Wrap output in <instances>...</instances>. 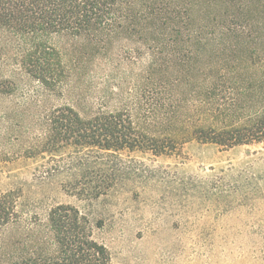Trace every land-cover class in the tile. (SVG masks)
Masks as SVG:
<instances>
[{"label": "trees", "instance_id": "1", "mask_svg": "<svg viewBox=\"0 0 264 264\" xmlns=\"http://www.w3.org/2000/svg\"><path fill=\"white\" fill-rule=\"evenodd\" d=\"M204 7L220 11L200 19ZM121 34L142 44L147 60L136 75L132 109L78 111L66 97L80 61L54 46L53 37L68 35L81 48H95ZM210 48L229 56L210 62L199 81L198 66ZM141 51L132 48V61ZM0 66L36 83L34 94L24 96L23 135L10 133V144L22 138L19 155L48 156L58 170H78L73 193L90 201L128 177L157 178L136 160L132 172L103 169L124 151L160 157L191 140L224 149L264 144V0H0ZM14 86L0 83L4 90ZM187 86L194 88L189 99L199 100L196 116L188 114ZM19 198L0 194V264H109L92 222L76 207L58 204L45 220L32 222L19 211ZM11 230L19 250L8 252Z\"/></svg>", "mask_w": 264, "mask_h": 264}, {"label": "rangeland", "instance_id": "2", "mask_svg": "<svg viewBox=\"0 0 264 264\" xmlns=\"http://www.w3.org/2000/svg\"><path fill=\"white\" fill-rule=\"evenodd\" d=\"M204 8L200 19L220 11ZM102 40L95 49L91 44L81 48L83 42L68 35L53 37L54 46L80 61L76 86L66 99L78 111L132 109L136 75L147 61L144 46L125 34ZM132 48H141L140 60L132 61ZM82 49L90 54H81ZM228 56L210 48L199 63V81L210 62ZM12 70L0 66V83L12 80L15 85L0 89V194H19V211L28 221L38 222L36 216L45 220L47 210L58 204L76 207L92 222L93 239L108 250L109 264H264V144L224 149L191 140L160 157L124 151L103 169L123 166L132 172L136 160L155 170L157 178L134 182L128 177L108 196L90 201L73 193L78 170H58L48 156L19 155L22 138L10 144V133L23 135V102L36 86ZM193 90L184 87L188 114L196 116L199 100L189 99ZM6 235L7 251H18L12 246L15 230Z\"/></svg>", "mask_w": 264, "mask_h": 264}]
</instances>
